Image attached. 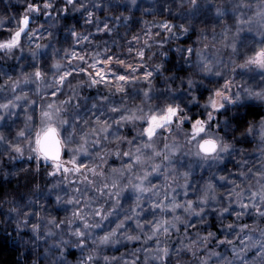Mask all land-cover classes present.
Masks as SVG:
<instances>
[{"label": "clouds", "instance_id": "9594fccd", "mask_svg": "<svg viewBox=\"0 0 264 264\" xmlns=\"http://www.w3.org/2000/svg\"><path fill=\"white\" fill-rule=\"evenodd\" d=\"M0 264H264V0H0Z\"/></svg>", "mask_w": 264, "mask_h": 264}]
</instances>
